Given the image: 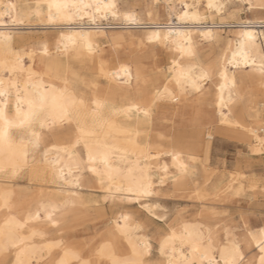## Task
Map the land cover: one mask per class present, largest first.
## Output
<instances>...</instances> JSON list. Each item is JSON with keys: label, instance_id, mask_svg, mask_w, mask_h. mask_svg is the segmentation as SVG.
<instances>
[{"label": "bare ground", "instance_id": "6f19581e", "mask_svg": "<svg viewBox=\"0 0 264 264\" xmlns=\"http://www.w3.org/2000/svg\"><path fill=\"white\" fill-rule=\"evenodd\" d=\"M262 5L264 0H0V106L8 118L15 120L17 105L26 110V101L41 94L51 103L67 89L75 101L54 125L9 129L11 144L0 155V260L225 264L238 246L246 264H260L264 225L245 226L238 236L211 211L168 225L157 236L156 260L149 258L150 236L128 210L112 215L108 231L92 245L75 241L69 222L102 210L105 201L135 202L156 215L146 199L166 186L206 204L242 193L243 173L217 174L206 164L207 144L206 163L196 151L203 133L211 138L205 126L216 123L244 137L252 153L264 152L258 108L264 103ZM29 27L41 31L23 30ZM157 49L167 56L164 70L154 58ZM180 70L197 87L181 88L175 79ZM22 179L31 193L16 189ZM84 188L97 189L100 198L85 196Z\"/></svg>", "mask_w": 264, "mask_h": 264}, {"label": "rangeland", "instance_id": "374dc122", "mask_svg": "<svg viewBox=\"0 0 264 264\" xmlns=\"http://www.w3.org/2000/svg\"><path fill=\"white\" fill-rule=\"evenodd\" d=\"M246 14L245 9L241 11L242 18H244ZM29 28L23 30L31 31V33L41 31V29H38L39 27ZM223 28L227 30L230 27L226 24ZM155 53L156 55L154 58L156 59L157 64L161 68L163 67L162 70H164L167 63V56L165 55V52L157 49ZM208 53L209 50L207 48V50H205V54L207 55ZM260 101L262 102V100ZM263 105L264 103L262 102L261 105L258 106L260 118L262 119H264ZM166 116L168 117L169 114ZM184 117L190 121L188 115H184ZM260 124L264 126V120ZM184 127L181 126L178 129L185 130L189 128ZM205 127V129H210L211 138L206 137L205 133L201 135L200 140L203 145L201 146V149L199 148L200 150L196 151L197 156L206 163L204 149L207 144L208 157L206 164H210L209 166L211 168H215L218 171L217 174L223 172L225 173V176H228L229 172L243 173L244 188L242 193L236 196H228L229 198H211L206 204L204 201L202 202L200 200L197 201L195 199L176 196L172 191H169L170 188L166 186L163 189L158 190L151 198L146 199L148 203L155 205V208H157L154 210L156 215L149 214L135 202L129 204L121 201H105L104 208L102 210H97L95 207L90 210L88 215H84L80 218L77 217L76 219H70L69 223L72 225L71 229L73 230V239L83 245H92V243H96V241L101 238V235L108 231V226L106 225L109 218L112 215L119 213L121 210H128L136 220L143 224L144 232L150 236L153 247H151L149 258L156 260L158 259L156 242L157 236L167 230L168 225L176 223V220L181 219V217L190 220H199L202 216H204V211H211L214 213L216 220L226 223L231 228H236L234 229V232L238 236L243 233L245 226L257 228L264 225V152L259 154L252 153L244 137L234 134L231 129L226 128L227 126L220 127V125L216 123H211ZM204 132H206V130ZM183 134H186L187 136L188 133ZM187 140L190 143V139L187 138ZM246 159H248V161ZM18 184L19 185H16L15 187L19 193H31L30 188L25 185L23 179L22 181H19ZM82 191L85 196H91L97 199H99L101 195V192L97 189L95 190V188H84ZM97 211H99V213ZM199 213H201V215ZM163 226L165 228H163Z\"/></svg>", "mask_w": 264, "mask_h": 264}, {"label": "snow or ice", "instance_id": "6c2138e0", "mask_svg": "<svg viewBox=\"0 0 264 264\" xmlns=\"http://www.w3.org/2000/svg\"><path fill=\"white\" fill-rule=\"evenodd\" d=\"M50 7H52V5H50ZM55 7L59 9L61 7H67V5H55ZM261 73L264 74V66L261 67ZM207 75V73H202L200 78L204 79L207 77ZM175 79L177 84H179L181 88H183L187 83H191V86L193 88L197 87V82L193 80L189 72L180 70L177 72ZM3 95L4 93L0 91V96ZM26 103V110H22L19 104L17 105L15 120H10L4 107L0 106V122H2V126H0V155L3 154L5 146L11 144L9 129L21 128L27 130L31 129L36 124H39L41 128L49 125H54L58 120L63 121V119L67 115L68 105L75 103V101L72 99L70 94L67 93V89H64L59 92L58 96L54 95L52 97L51 103L46 94H41L35 99H29L26 101ZM97 106L99 107V104H97ZM32 134L33 136L36 135L35 132H33ZM38 143L39 140L37 138V140L33 142V147H37ZM260 146L261 149L264 150V139L260 140ZM252 238L254 240L256 239L255 236H253ZM257 247H259L261 253L260 264H264V236H261ZM163 250L164 245L161 246V251L163 252ZM99 254L103 255L104 249H101ZM64 255L65 257L72 256L73 258H78L76 257L75 253H71L70 251H65ZM110 259L111 264H142V261L138 260L117 259L114 257H110ZM0 264H10V261L0 260ZM60 264H69V261L66 259H62ZM83 264H92V262L85 261L83 262ZM169 264H172V262L170 261ZM225 264H246L245 256L238 246L233 249L231 259L226 260ZM247 264H255V262L248 261Z\"/></svg>", "mask_w": 264, "mask_h": 264}]
</instances>
